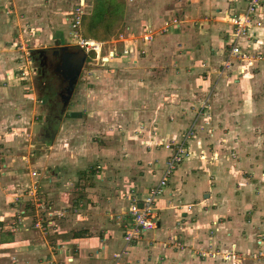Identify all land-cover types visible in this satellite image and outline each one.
Masks as SVG:
<instances>
[{
  "label": "crops",
  "instance_id": "obj_1",
  "mask_svg": "<svg viewBox=\"0 0 264 264\" xmlns=\"http://www.w3.org/2000/svg\"><path fill=\"white\" fill-rule=\"evenodd\" d=\"M80 1L88 5L86 0ZM248 1L138 0L133 4L140 6L139 25L143 31H152L155 38L144 53L138 38L129 40V44L125 39L123 46L127 52L120 47L104 64L109 66L107 74L110 75H98L102 77L97 78L98 82L105 86L106 80H113L118 82V87L113 89L115 97L106 88L101 93L93 92L96 93V115L93 111L90 114L96 119L91 122L100 124L112 115L109 111L120 99L119 108L127 113L123 115V122H132L130 127H136L142 120V108L138 112L133 108L140 102L153 107L146 114H155L156 120L164 122L166 134H180L191 122L197 124L198 130L187 146L192 157L177 167L167 188L157 198V226L145 231L140 240L126 243L123 227L113 225L112 218L107 219L108 214L100 215L92 225L86 216L75 227L76 233L70 232L73 227L67 226L77 222L72 216L58 225L59 229L50 238L47 234H53L54 229L33 228L35 214L27 210L24 219L27 226L11 229V223L19 217L13 206L15 196L20 192L24 195L27 184L37 182L39 190L46 189L39 194L45 193L50 203H68L65 193L72 190L73 184L91 183L90 192L107 190V195H100L99 199L92 197V200L102 205L103 213L106 210L110 213L113 181L111 178H104L107 183L79 179V169L83 167L77 165L75 150L69 149L76 144L67 141L63 130L69 131L73 125L71 118L79 121L89 116L75 103L82 96L80 78L85 65L65 103L60 100L58 87L54 92L58 101L46 94V86H51L38 71V82L35 76L33 83L29 82V61L18 47V42H27V32L22 33V28L26 20H32L40 25L37 33H44L47 30L41 23L49 25L53 21L45 17L36 0H0V264H47V258L68 260L67 264H264V259L256 254L264 251V177L261 176L264 134H259L264 129V60H257L252 66L243 63V72L238 63L223 70L227 43L235 27L233 16L245 12ZM72 12L67 11V17L60 22L70 26ZM251 19L247 34L240 36L238 43L249 52L264 53V0H260ZM57 21L54 22L58 24ZM166 21L169 24L163 31ZM69 32V28L66 34L65 30H59L54 36L63 40L70 36ZM110 46L107 45L108 54ZM87 68L91 69L89 65ZM31 88L35 91L29 93ZM38 89H41L39 94ZM97 89L100 91L101 87ZM32 94L38 98L30 100ZM88 94L91 96L89 90ZM205 104L207 109L203 108ZM87 105L92 108L89 102ZM128 136L130 143L135 142L133 135ZM83 142L84 139L80 143ZM128 145L120 172L127 175V171L133 172L137 184L120 190L122 201L114 198L122 211V222L127 219L131 196H142L148 186L156 183L161 175L159 166L165 161L158 150L146 152L138 147L132 151L133 146ZM113 152L106 147L95 148L86 158L98 154L112 156ZM217 153L223 156L216 160L205 157ZM136 164L146 167L141 169L144 173L136 169ZM255 188L259 194L254 193ZM25 202L21 204L26 207ZM181 221L187 244L201 248L202 252L176 249L172 244L178 235L177 223ZM213 225L215 230L211 236L209 229ZM253 229H258V233ZM60 239L67 241V253L52 249L51 245ZM211 248L221 252L208 257ZM225 252L229 254L227 258L222 255Z\"/></svg>",
  "mask_w": 264,
  "mask_h": 264
},
{
  "label": "rangeland",
  "instance_id": "obj_2",
  "mask_svg": "<svg viewBox=\"0 0 264 264\" xmlns=\"http://www.w3.org/2000/svg\"><path fill=\"white\" fill-rule=\"evenodd\" d=\"M38 1L39 5L41 6L43 11V14L45 13V17H47L48 19H52L53 23L52 24H47V23H41V27L46 28L47 31H45L44 33H37V27H39V24H36L34 22H31L27 20L25 21V27L22 28V33L23 32H27V42H18V47H21V53L23 55H25V57L27 58V61H29V71L27 73V79H29V82L33 83V79L32 77L35 76L36 81L38 82V80L40 79V77L38 76V69H37V62L34 61V59L31 57V51H34L37 48H48V47H53L52 45H57L58 44H67V45H74L76 47L80 46L78 45V42L75 38V36L73 37L72 32V27L71 25L69 26L68 24H63L60 21L62 20L63 17H67V11H76L78 7H82L84 9V13L86 14L87 12H90L94 6V2L93 0H86V2H88V5L86 6L84 1H80V0H36ZM138 0H126V9L124 10V15L122 17V21L118 25L121 26V28L118 30L119 32L115 35H112L110 38L107 39H103V40H97L99 43H102V51H101V57L102 59H98L97 60V53L96 51H94V57L95 59L91 60L92 55L90 53H87L88 58L85 61V69L83 71V78L81 76L80 80L83 83L82 84V88H81V93L82 96L79 97V99H77V101H75V103L78 104V107L80 109H82V111L86 112L87 114H89V116H84V120H77L71 118L70 120H72L73 125H71L69 131L67 128L63 129L64 132L66 131V135L65 137L67 138L68 142H73L76 145H74L75 147H70L69 149L72 148V150H75L74 154V158L77 159L78 162V166H81L83 168L79 169V179L84 178L85 181H88L90 179H94L99 183L102 182H106V180H110L109 178L112 179V205L111 211L110 213L108 212V210H104L105 213H103L102 210V205L100 206L95 200H92V197H97L99 199L100 195H107V190L104 188H100V189H95V191L90 192L88 190V186L89 184L91 185V183H83V184H73V186H71V191H69L67 194L65 193V198H66V202L68 203H50L48 200H46V198L44 197V194L41 193L39 194L41 197V201H46L48 203V206H45V202L42 204H38L40 202H38L37 199H35L37 201V203L35 201L31 202L29 200H27V196L24 194V196H22L21 200L16 201V204H14V209L15 211L19 210L20 208L24 207L22 204L23 201L27 202V210L32 213L33 215L36 212H40V216L42 217L44 223H45V227H49V223L46 224V215L48 213V211H53L55 213L54 215V223L51 226V231L54 229V232H52L53 234H47L50 238L55 235L54 233L55 230L58 228V225L64 223L67 221L68 218H71L72 216L77 219V222H74L72 224H67L68 227H73L71 230H69L72 233H76L75 231V227H77L79 224L81 225V223H83L85 219V217H89L90 219H86V220H92V222L89 225L94 224L98 219L100 215H107L108 216V220L110 218H112V222L114 223L113 225L115 226H122L124 231H125V225L128 224L130 222L129 220V216L127 215V219L125 221L122 222V211L119 210V206H116L115 203V199H119L122 201L123 199L120 197V190L123 189L125 191L126 187H131V184H135L137 177H135L133 175V172H131L130 170L127 171L128 175L126 173H124V171L120 172V168H123L124 165L120 164L121 160L125 161L126 160V154L128 152V148H126L127 146H129L128 144H131L130 146H133V150L132 151H137L136 148L140 147L141 151H146L149 152L150 150H158L163 154L161 157H165V161H164V165L159 166L161 172L164 169L169 157L171 156V154L174 153V149L175 148V144L178 141H185L186 145L188 146V142L189 140L193 139L195 136V133H197L198 130V126L197 124L195 125V123H190L188 125V128H186L185 130H183V132H181L180 134L177 135H172V134H166L167 132L165 131V127L166 124L162 121L156 120V117L153 114H146V110L152 109L153 107H149V106H143L141 105V103L139 102L138 105H134L135 107H133L135 110H137L138 112V108H142L143 113L141 114V121H139L138 125L136 127H130L132 122H123V115L125 116L124 110L122 112V107H120V99H117V101L115 102V107L112 111H109L112 113V115H108L106 116V118L104 119V121H100L101 123H105V124H98L99 122L97 121L96 123L91 122L92 119H96L93 115L90 114V112L93 111V114L96 115L94 113V111H96L95 109V97H96V93H101L103 92V88H106L109 91V95H113L115 97V92L114 90L118 87V82L117 81H113V80H106V85L104 86L103 83H100L98 81H100V79H97L99 76L98 75H103L104 76H109L110 74H107V72L110 71L109 66H104V64H102V60H106V58L108 57V48L107 45H111L109 49H117V51L120 49V47H123L122 50H124V44L123 41L125 39H127V41L125 40V43L129 44V40H135L136 38H138V41L140 42L142 34L144 33L143 31V27L141 28V26L139 25L140 22V16L141 14H139L140 11V6L139 5H133L134 3H136ZM73 4V5H72ZM72 5V6H71ZM85 5V6H84ZM82 14V15H83ZM69 17H72L71 15ZM59 20V22L57 21ZM54 21H57L58 24ZM61 23V24H60ZM138 26L140 28H138ZM69 28L70 32L69 35L71 36H67L65 37V39L63 40H59L57 36H54L55 34L57 35L59 30H65V34H66V30ZM163 31H165L167 29V26L164 25ZM84 30L82 27V24H80V27L78 28V32L80 33V35H82L83 37L84 34L82 31ZM71 33V34H70ZM20 34V33H19ZM31 34V36L29 37V35ZM18 36V35H17ZM29 37V38H28ZM73 37V39H72ZM37 38V39H36ZM87 38V37H86ZM140 45V44H139ZM120 51V50H119ZM226 59V57H225ZM90 61H92L94 64H90ZM245 62V61H244ZM246 64H248L247 62H245ZM87 65H89L91 67V69L87 68ZM230 69V68H228ZM89 76V77H88ZM101 77V76H100ZM99 77V78H100ZM102 78V77H101ZM114 79V75L113 78ZM108 82V83H107ZM30 83V84H31ZM96 83V84H95ZM96 86H95V85ZM38 85V84H37ZM112 86V87H111ZM114 86V87H113ZM32 87V86H30ZM101 87V90L99 91L97 88ZM114 89V90H113ZM88 90L91 92V96L88 94ZM34 92L33 89H29L28 92L30 93ZM111 91V92H110ZM41 92V89H38L37 93L39 94ZM93 92H96L95 94ZM99 96V94L97 95ZM38 97H36L35 95L33 96V94L30 96V100H34L37 99ZM88 98H90V100H88ZM90 103V106L87 107L85 106L87 102ZM95 102V103H94ZM144 102V101H143ZM146 103V102H144ZM204 109H207L208 106L205 104ZM98 109V108H97ZM108 113V110H106ZM115 111V113H114ZM122 114V115H121ZM98 117H101V115L99 114ZM112 117V118H109ZM68 117L65 116V120H67ZM88 119V120H87ZM68 120V121H70ZM87 120V121H86ZM70 123V122H69ZM94 124V126L92 125ZM112 124V125H109ZM103 125H105V129L103 128ZM95 128H93V127ZM67 129V130H66ZM91 129V132H89ZM71 130V131H70ZM72 130H74V133L72 132ZM264 129H262L260 131L259 134H264L263 132ZM68 131V132H67ZM102 131V132H100ZM76 133V134H75ZM110 133V134H109ZM112 136H108L111 135ZM105 135L107 137H105ZM128 135H133L132 137H134L135 141L133 143H130V139ZM34 138L36 139V135L34 136ZM127 138V141H126ZM82 139H84L83 143ZM35 141H38L37 139ZM138 141V142H137ZM67 142V143H68ZM128 142V143H127ZM262 142H264V140H262ZM127 143V145H126ZM77 144L81 147L77 148ZM88 145L89 147H84L83 145ZM262 144V143H261ZM263 145V144H262ZM69 146H73L72 144ZM40 147L41 144H40ZM66 147V146H65ZM109 148L112 151H115L112 153V156H101V155H97L95 157H90V158H86V154L89 153H93L95 148L97 150H104V148ZM111 147V148H110ZM37 148L39 149V146H37ZM36 148V149H37ZM86 153H85V151ZM44 151V150H43ZM130 151V152H132ZM140 151V152H141ZM193 153H191L190 151H188L187 156L185 157V159L181 162L183 163L184 161H186L188 159V157H192ZM79 156H82L79 158ZM90 156V155H89ZM219 156H223V154H209L205 157L208 158V160H216L219 158ZM79 158V159H78ZM206 158V159H207ZM132 159V158H130ZM141 160V157L139 158ZM148 162V161H147ZM150 162V161H149ZM180 163V165H181ZM70 165V164H69ZM136 169L141 170V169H146V167H139V164H136ZM151 166V164H150ZM63 169L66 168V165L62 166ZM130 168V167H129ZM84 169V170H82ZM142 171V170H141ZM160 172V173H161ZM262 172V170H261ZM142 173H144L142 171ZM156 171L153 172V174H155ZM264 173V172H263ZM262 173V177H264V174ZM261 174V173H260ZM105 178V179H104ZM80 181V180H79ZM115 183V184H114ZM37 182H33L32 185L27 184V186H37ZM137 184V183H136ZM135 184V185H136ZM128 185V186H125ZM67 186V185H66ZM65 186V187H66ZM45 187V186H44ZM54 187V186H53ZM63 187V188H65ZM38 188H39V184H38ZM45 188H49V186L45 187ZM67 188V187H66ZM119 189V191H118ZM41 192L43 190L46 189H40ZM39 190V192H40ZM70 190V189H69ZM58 191V190H56ZM38 192V193H39ZM61 192V191H60ZM255 194H259L256 191V188L254 190ZM116 197V198H115ZM102 198V197H100ZM115 198V199H114ZM23 200V201H22ZM25 202V203H26ZM13 203V202H12ZM22 203V204H21ZM128 204V203H127ZM126 204V206H127ZM37 207L38 211H36ZM125 206V207H126ZM129 206V204H128ZM42 214L44 215H41ZM18 213V212H17ZM127 213H128V208H127ZM16 220H18L16 218ZM34 220H32V226H33ZM12 224V223H11ZM182 226L183 223L178 222L177 223V234L174 238V241L172 244H174V246H176V249H184V248H189L192 249L195 253L200 251L201 248L198 247H190V244H187L186 240L183 238L182 236ZM60 227V226H59ZM82 227V226H81ZM94 229V226H92ZM59 229V228H58ZM47 230H49L47 228ZM46 230V231H47ZM87 230H91L87 228ZM213 230H215L214 225L212 226V229H209V233L211 236H213ZM256 232V230L258 229H253ZM247 231V230H246ZM125 233V232H124ZM53 240V239H50ZM57 241V240H55ZM52 249H56L59 252H63L65 251L67 253L68 250V244L67 241L60 239V241H57L56 243H53L51 245ZM64 249V250H63ZM207 251V250H206ZM220 249L215 250L214 248H211L208 251L209 256L208 257H213V252H219ZM202 252V251H200ZM258 257L259 254L258 252L256 253ZM65 255V254H64ZM117 256V255H116ZM17 257V256H16ZM64 260H57L56 263H61ZM66 261V260H65ZM22 264V263H21ZM24 264V263H23ZM49 264V263H47ZM63 264V263H62Z\"/></svg>",
  "mask_w": 264,
  "mask_h": 264
},
{
  "label": "built area",
  "instance_id": "obj_3",
  "mask_svg": "<svg viewBox=\"0 0 264 264\" xmlns=\"http://www.w3.org/2000/svg\"><path fill=\"white\" fill-rule=\"evenodd\" d=\"M260 3V0H249L248 1V7L245 12L237 14L233 16V23L235 25L234 30L232 32V38L227 43L228 45V54L226 56V59L223 61V70H227L230 68L233 64L238 63L241 66V71L243 72V63L247 62V65H254L255 61L257 60H264V53L263 52H249L245 49H243L240 44L238 43V39L240 36L247 34L248 27L250 26V23L252 21L251 17L253 13L256 11L258 5ZM72 17L70 18V25L72 27V34L75 36L78 45L80 48L84 49L86 53L90 51H96L97 53V60L102 59L100 56L102 51V43H99L95 39L86 38L80 35L78 32V28L81 24L82 14L84 13V9L82 7H78L76 11L72 12ZM169 23L168 21L165 22V26H167ZM155 38V35L152 31H144L142 34L140 44H141V52H145V48L147 45H149L150 42L153 41ZM124 52H127V50H124ZM117 53V49L113 48L110 50L108 57L106 60H102V64H105L109 59L113 58L115 54ZM245 61V62H244ZM27 72H22L23 75H25ZM175 144L174 153L171 154L169 157L164 169L161 172V175L159 179L156 181V183L148 186L146 191L143 193L142 196L138 197L136 195L131 196L130 203L128 206V213L126 215L129 216L130 222L125 225V233H124V239L126 243L132 242L133 240H140L142 238V235L145 231L151 230L157 226V218H158V207H157V198L160 194H162L165 189L168 186V183L174 173V171L177 169V167L180 165V163L185 159L188 153V147L185 143V141H178ZM39 189L38 184L37 186H30L27 187L24 191L25 195L28 197L27 200L31 202L38 200L39 205L44 203L45 206H48V203L46 201H41V197L39 195ZM23 193H19V195L15 196V200H21ZM26 200V201H27ZM23 201V200H22ZM24 202V201H23ZM141 203V205H140ZM36 211H38L37 207L35 206ZM18 211V220L13 222L11 224V229L18 230L19 228L24 225V219L25 214L27 212V209L24 205L22 209L17 210ZM20 214H23L20 216ZM41 215L42 214L41 212ZM54 215L55 213L53 211H48L47 217L45 219L46 224L49 225V227H45V223L40 216V212L35 213L34 217V223L33 228L40 229L42 231H46L47 228L50 229L51 226L54 223ZM218 250V249H215ZM219 252H213L212 254H219ZM258 254L261 258L264 259V251L260 250L258 251ZM119 255V254H117ZM224 258H227L229 256L228 252L222 253ZM46 261L49 264H67V261H62L61 263H56V259L47 258Z\"/></svg>",
  "mask_w": 264,
  "mask_h": 264
},
{
  "label": "trees",
  "instance_id": "obj_4",
  "mask_svg": "<svg viewBox=\"0 0 264 264\" xmlns=\"http://www.w3.org/2000/svg\"><path fill=\"white\" fill-rule=\"evenodd\" d=\"M93 2L94 6L92 10L82 15L81 24L84 29L82 30L84 31V36L95 40H103L110 38L114 34L116 35L121 28V26L118 28L119 24L117 23L122 21L124 10L126 9V0H93ZM88 53L92 55L91 60L95 59L93 56L95 54L94 51ZM31 57L33 59L35 58V50L31 51ZM87 59H89L88 56L86 60ZM68 76L70 78L69 87L74 86L79 77V75L77 76L75 68ZM56 88V85H51V87L46 86L45 92L46 94L52 95L53 98L58 101L54 93ZM63 109L64 108H62V110Z\"/></svg>",
  "mask_w": 264,
  "mask_h": 264
},
{
  "label": "flooded vegetation",
  "instance_id": "obj_5",
  "mask_svg": "<svg viewBox=\"0 0 264 264\" xmlns=\"http://www.w3.org/2000/svg\"><path fill=\"white\" fill-rule=\"evenodd\" d=\"M47 53H44L42 56H39V53L35 51V61L37 62V69L40 75H43L46 78L47 85H56L60 94V100L64 103L67 100L70 90L69 87V76L67 71H64L58 66L59 54L63 52L62 46H53L45 48ZM57 51L58 53H56ZM48 55L46 57L45 55ZM44 60V64H40V60ZM84 67V66H83ZM61 87V89H60ZM73 87L71 88V91ZM59 100V99H58Z\"/></svg>",
  "mask_w": 264,
  "mask_h": 264
},
{
  "label": "water",
  "instance_id": "obj_6",
  "mask_svg": "<svg viewBox=\"0 0 264 264\" xmlns=\"http://www.w3.org/2000/svg\"><path fill=\"white\" fill-rule=\"evenodd\" d=\"M62 49H63V52L59 54L60 56H59V60L57 63L58 66L64 71H68L69 73H71L73 69L75 68L77 72V76H78L81 73L85 60L87 58L86 51L82 48L74 49L71 45H64ZM36 52L39 53V56H42L44 53H47V49L37 48ZM55 52L58 53L57 51ZM45 56L48 57L47 54ZM40 64L41 65L44 64L43 59L40 60ZM72 87L73 86H70L69 88L70 91Z\"/></svg>",
  "mask_w": 264,
  "mask_h": 264
}]
</instances>
